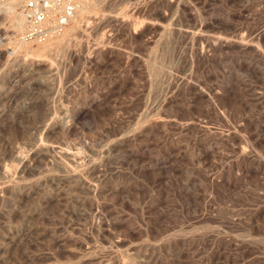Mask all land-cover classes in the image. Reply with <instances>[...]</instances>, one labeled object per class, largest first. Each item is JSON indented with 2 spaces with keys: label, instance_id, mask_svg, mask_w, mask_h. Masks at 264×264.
Here are the masks:
<instances>
[{
  "label": "rangeland",
  "instance_id": "1",
  "mask_svg": "<svg viewBox=\"0 0 264 264\" xmlns=\"http://www.w3.org/2000/svg\"><path fill=\"white\" fill-rule=\"evenodd\" d=\"M75 1L44 56L0 15V264H264V0Z\"/></svg>",
  "mask_w": 264,
  "mask_h": 264
},
{
  "label": "bare ground",
  "instance_id": "2",
  "mask_svg": "<svg viewBox=\"0 0 264 264\" xmlns=\"http://www.w3.org/2000/svg\"><path fill=\"white\" fill-rule=\"evenodd\" d=\"M25 0H6V2H2L1 0H0V15H2V16H5L7 19H8V21H10V26H6L5 27V29H3V31H1V33L2 34H5V37L6 38H8V37H10V32L11 31H13V30H16V31H18V32H20L22 29H23V27H24V24H25V18H24V15H23V13H22V4H23V2H24ZM104 1V0H103ZM145 1V0H144ZM149 1V0H148ZM167 2H169L170 4H173V2H175L176 0H166ZM72 2L74 3V6H75V16H74V18L72 19V21L71 22H73V25L72 26H67L65 29H64V31L60 34L61 35V38H62V41H65V40H68L69 39V37L70 36H72V34H73V31H74V28L75 27H77V26H79V22H82V23H84V21H86V19H85V17H88V16H86V12L88 11L87 10V5H86V3L88 2H86V3H81V2H78V1H75V0H72ZM90 2V1H89ZM156 2V1H155ZM178 2V1H177ZM95 3V2H94ZM176 3V2H175ZM174 3V4H175ZM92 4V3H91ZM139 4V3H138ZM173 4V5H174ZM176 4H178V3H176ZM183 4V3H182ZM89 5V4H88ZM100 5V4H99ZM142 5V4H141ZM169 5V4H168ZM98 6V5H97ZM135 6V5H134ZM171 6V5H170ZM176 6V5H175ZM174 6V7H175ZM183 6H184V4H183ZM129 7H131V6H129ZM173 7V6H172ZM92 8V7H91ZM90 8V9H91ZM97 9H99V8H97ZM126 9V8H125ZM98 11V10H97ZM117 12V11H116ZM91 13H93V12H91ZM99 13V12H98ZM113 13V12H112ZM123 13V12H122ZM122 13H120V14H122ZM90 14V13H89ZM96 14V13H95ZM95 14H93L92 15V17L93 16H95ZM127 14V13H126ZM129 14V13H128ZM160 14H164V13H160ZM101 15V14H100ZM105 15V14H104ZM131 15H132V13H131ZM107 16V15H106ZM98 17H99V15H98ZM108 17V16H107ZM130 17V16H129ZM128 17V18H129ZM164 17V16H163ZM89 18H91V17H89ZM111 18V17H110ZM117 18H118V16H117ZM166 18V17H165ZM92 20L94 19V17L93 18H91ZM90 19V20H91ZM99 19V18H98ZM119 19V18H118ZM155 19V18H154ZM120 21L122 20V19H119ZM125 20V19H124ZM124 20H122V21H124ZM131 20V19H130ZM133 20V19H132ZM89 21V20H88ZM94 21V20H93ZM96 21V20H95ZM128 21V20H127ZM126 22V21H125ZM125 22H124V26H125ZM137 22H139V21H137ZM87 23V22H86ZM95 23V22H94ZM129 23V22H128ZM127 23V24H128ZM96 24V23H95ZM122 24V23H121ZM144 24V23H143ZM143 24H141V25H143ZM147 24V23H146ZM83 25V24H82ZM129 25V24H128ZM151 26H156V24H154V23H152V24H150ZM159 25V24H158ZM85 26V25H84ZM120 26V25H119ZM123 26V25H122ZM127 26V25H126ZM125 26V27H126ZM140 26V25H139ZM161 26H162V24H161ZM83 27V26H82ZM147 27V26H146ZM149 27V26H148ZM157 27V26H156ZM160 27V26H159ZM159 27H158V29H159ZM164 27V26H163ZM171 27V26H170ZM79 28H81V27H78V29ZM143 28V27H142ZM151 28H153V27H151ZM166 28V27H165ZM160 29H164V28H161L160 27ZM168 29V28H167ZM82 30V29H81ZM130 31L129 32H131L132 33V35L134 34H136L137 32H139V28L136 26V25H134L133 26V28L132 29H129ZM152 30H154V29H151V30H149V31H152ZM165 30V29H164ZM171 30V29H170ZM126 31H128V30H126ZM155 31V30H154ZM158 31V30H157ZM161 31V30H160ZM78 32V31H77ZM125 32V31H124ZM263 32L264 31H261L259 34H258V36H261L262 34H263ZM104 33V32H103ZM108 33V32H107ZM130 33V34H131ZM110 34V33H109ZM143 34V33H142ZM158 34V33H157ZM200 34V33H199ZM116 35V34H115ZM159 35V34H158ZM164 35V34H163ZM196 35V34H195ZM144 36V35H143ZM166 36V35H165ZM135 37H137V36H135ZM134 37V38H135ZM140 37H142L141 35H140ZM159 37V36H158ZM263 37V36H262ZM155 38V37H154ZM136 39V38H135ZM153 39V38H152ZM15 40V39H14ZM71 39H69L68 40V42L70 41ZM107 40V39H106ZM209 40V39H208ZM218 40V39H217ZM138 41V40H137ZM142 41V40H141ZM254 41V40H253ZM14 42V45L12 46V52H17V49L20 47V46H22V45H25L27 42H25L24 40H22V39H20V38H17L15 41H13ZM143 42V41H142ZM145 42H148V41H145ZM151 42V41H150ZM152 42H153V40H152ZM155 42V41H154ZM55 43H57V40L54 42V41H50V42H43V43H40V44H38V45H41L40 47V49L39 50H37L36 51V53H35V55H38V56H44L43 54L44 53H46L45 51L48 49V48H52V46H54L53 44H55ZM149 43V42H148ZM63 44H66V43H63ZM68 44V43H67ZM96 44V43H95ZM109 44V43H108ZM211 44V43H210ZM219 44H220V46H226V47H230V46H232V45H234V44H239V46L241 47V48H245V47H247V43L246 42H243V41H240V42H238V41H234V40H223L222 42L220 41L219 42ZM101 45V44H100ZM212 46L213 45H215V44H211ZM67 46V45H66ZM98 46V45H97ZM96 46V47H97ZM102 46H104V45H102ZM101 46V47H102ZM107 46V45H106ZM112 46V45H111ZM207 46V45H206ZM238 46V45H237ZM105 47V46H104ZM109 47V46H108ZM236 47V46H235ZM14 48H15V50H14ZM21 48V47H20ZM94 48V47H93ZM98 48V47H97ZM96 48V49H97ZM106 48V47H105ZM113 48V47H112ZM201 48V47H200ZM99 49H101L100 47H99ZM98 49V50H99ZM111 49V48H110ZM118 49V48H117ZM208 49V48H207ZM227 49V48H226ZM19 50V49H18ZM122 50V49H121ZM6 51V50H5ZM97 51V50H96ZM131 51V50H130ZM198 51V54L199 55H204V51H203V49L201 48V49H199V50H197ZM239 51V50H238ZM99 52V51H98ZM106 52V51H105ZM127 52V51H126ZM208 53V52H207ZM119 55H120V53H119ZM130 55H131V53H130ZM130 55H128V57L130 56ZM139 56V55H138ZM263 56V55H262ZM127 57V56H126ZM132 57H134V56H132ZM135 58H137L136 56H135ZM128 59V58H127ZM132 59H134V58H131V61H133ZM138 59H140V58H138ZM145 59V58H144ZM142 60V59H141ZM47 61V60H46ZM124 61V60H123ZM129 61V60H128ZM127 61V62H128ZM143 61V60H142ZM135 62H137L138 63V61L136 60ZM143 62H145V60L143 61ZM136 63V64H137ZM47 64V63H46ZM133 64V63H132ZM146 64H148V63H146ZM146 64H143L142 62L141 63H139V66H142V67H144L145 68V66H146ZM250 64V63H249ZM248 65V64H247ZM131 67V66H130ZM139 68V67H138ZM139 69H141V67L139 68ZM149 69V68H148ZM144 70H146V69H144ZM151 70V69H150ZM139 71V70H138ZM143 70H141V72H142ZM147 71V70H146ZM148 72V71H147ZM14 75V74H13ZM12 75V76H13ZM150 77V76H149ZM145 78V77H144ZM167 86V85H166ZM199 89V88H198ZM16 97V94H10V95H8V98H9V100L10 99H13V98H15ZM52 119H54V118H52ZM58 119V118H57ZM52 123V125L50 126V128L52 127V128H56V127H58V126H61L64 130H69V129H71V126H72V122L70 121V120H66V121H63V120H56V118H55V120H52L51 121ZM47 127V126H46ZM49 127V126H48ZM47 127V128H48ZM46 130V129H45ZM263 132H264V130H263ZM43 140V139H42ZM47 141V140H46ZM45 141V142H46ZM34 145V144H33ZM56 145V144H55ZM17 146V145H16ZM32 146V145H31ZM19 146H17V148H13L12 149V154H13V156H15L16 157V159L18 160V165L16 166V167H14L15 169H14V173L15 174H19V173H21V172H23V170H24V168L25 167H27V164L29 163V162H33L34 160H36V159H38V158H40V157H42V156H44V155H47L49 152H51V150H54L53 148H54V145L52 144H50L49 142L48 143H40V144H37L36 143V145L35 146H33V147H29V149L26 151V150H23V152L24 151H26V153L25 154H23V153H21L20 152V148H18ZM28 148V147H27ZM263 148V147H262ZM24 149V148H23ZM59 150V149H58ZM11 152V151H10ZM69 152V151H68ZM247 152V151H246ZM262 152H264V151H262ZM61 153V152H60ZM244 153V151L242 150L241 151V153L240 154H243ZM249 153V152H248ZM11 154V155H12ZM50 154V153H49ZM68 154V153H67ZM71 154V153H70ZM247 154V153H246ZM256 154H257V152H256ZM262 154V153H261ZM260 154V155H261ZM60 156V155H59ZM247 156V155H246ZM249 156V155H248ZM47 157V156H46ZM52 157V156H51ZM60 157H62V156H60ZM67 157H68V155H67ZM75 157H76V155H75ZM75 157L73 158V159H75ZM12 158V157H11ZM263 158V157H262ZM261 158V159H262ZM43 159V158H42ZM41 159V160H42ZM62 159V158H61ZM72 159V160H73ZM249 159V158H248ZM256 159H257V157H256ZM255 159V160H256ZM260 159V160H261ZM2 160V159H1ZM4 160V159H3ZM52 160V159H51ZM71 160V161H72ZM262 160H264V159H262ZM258 161V164L261 166L262 165V169H261V171L262 172H264V161ZM53 161V160H52ZM69 161V160H68ZM70 161V162H71ZM75 161V160H74ZM78 161V160H77ZM80 161V160H79ZM253 161V160H252ZM256 161V162H257ZM255 162V161H254ZM262 162V163H261ZM68 163V162H67ZM80 163V162H79ZM53 164V163H52ZM52 164H51V166H52ZM60 164L61 165H59V166H61V168L63 167L64 168V172H65V176L66 177H68V178H76V180L77 181H79V183H81V184H85L86 185V187L91 191V193L93 194L96 190H97V185H96V183L94 184V183H90V182H86V181H84L82 178H81V175H82V173H81V175H80V172H78V171H76V170H74L73 168V170H67L66 169V166H67V164L66 163H63V161L62 162H60ZM76 164V163H75ZM85 164V163H84ZM251 164V163H250ZM249 164V165H250ZM28 165H30V164H28ZM87 165V164H86ZM82 166V165H81ZM88 166V165H87ZM254 166V165H253ZM252 165L251 166H249L248 167V169H247V173H251L252 172V174H255V173H253V171H255V167H253ZM256 166V165H255ZM12 167V166H11ZM10 167V168H11ZM259 167V166H258ZM9 168V169H10ZM76 168H78V167H76ZM49 169V168H48ZM55 169H57V168H55ZM70 169V168H69ZM82 169V168H81ZM86 169H88V168H86ZM259 169H260V167H259ZM52 170V169H51ZM50 170V171H51ZM80 170V169H79ZM58 171V170H57ZM60 171V170H59ZM260 173H261V171L260 170H258ZM62 172V171H61ZM63 172V173H64ZM12 173V172H11ZM56 174V173H55ZM60 174V173H59ZM12 175V174H11ZM53 175V174H52ZM247 175V174H246ZM18 176V175H17ZM47 176V175H46ZM65 176H63V177H65ZM255 176V175H254ZM7 177H9L10 178V176H9V170H8V168L5 166V165H1L0 164V180H3V179H5V178H7ZM12 177V176H11ZM16 177V176H15ZM19 177V176H18ZM65 177V178H66ZM65 178H64V180H65ZM13 179V178H12ZM11 181V180H10ZM37 181V180H36ZM63 182V181H62ZM0 183H1V181H0ZM21 183V182H20ZM38 183V182H37ZM36 183V184H37ZM77 183V182H76ZM4 184V183H3ZM23 184V183H22ZM30 186V185H29ZM37 187V186H36ZM85 187V188H86ZM2 190H4V191H22L24 194H26L29 190L28 189H30L28 186H24V185H19L18 184V182L16 183V182H13V183H7V184H4V185H2L1 187H0ZM86 188V189H87ZM88 190V191H89ZM90 191H89V193H90ZM19 192H18V194H19ZM1 193V192H0ZM261 193V192H260ZM264 193V192H263ZM2 194V193H1ZM28 194V193H27ZM89 195V194H88ZM90 196V195H89ZM3 197V196H2ZM2 199V198H1ZM93 200V199H92ZM262 210V209H261ZM96 211V210H95ZM253 227V226H252ZM251 234V233H250ZM68 235V234H67ZM253 235V234H252ZM251 236V235H250ZM249 237V236H248ZM250 238V237H249ZM264 249V248H263Z\"/></svg>",
  "mask_w": 264,
  "mask_h": 264
},
{
  "label": "built area",
  "instance_id": "3",
  "mask_svg": "<svg viewBox=\"0 0 264 264\" xmlns=\"http://www.w3.org/2000/svg\"><path fill=\"white\" fill-rule=\"evenodd\" d=\"M25 18L19 38L27 43L40 44L60 35L75 16L72 0H25Z\"/></svg>",
  "mask_w": 264,
  "mask_h": 264
}]
</instances>
